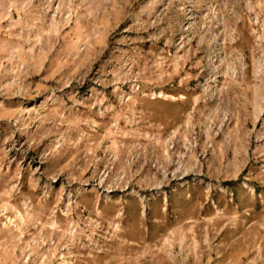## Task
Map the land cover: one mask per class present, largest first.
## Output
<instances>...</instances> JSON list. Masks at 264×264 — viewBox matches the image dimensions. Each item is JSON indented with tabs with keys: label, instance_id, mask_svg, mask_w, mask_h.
Instances as JSON below:
<instances>
[{
	"label": "rangeland",
	"instance_id": "rangeland-1",
	"mask_svg": "<svg viewBox=\"0 0 264 264\" xmlns=\"http://www.w3.org/2000/svg\"><path fill=\"white\" fill-rule=\"evenodd\" d=\"M0 264H264V0H0Z\"/></svg>",
	"mask_w": 264,
	"mask_h": 264
}]
</instances>
